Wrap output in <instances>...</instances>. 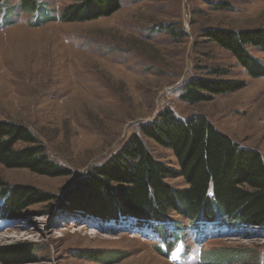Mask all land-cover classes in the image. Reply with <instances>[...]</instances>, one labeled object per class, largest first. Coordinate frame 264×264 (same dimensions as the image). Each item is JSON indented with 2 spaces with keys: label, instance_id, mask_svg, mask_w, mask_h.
Masks as SVG:
<instances>
[{
  "label": "rangeland",
  "instance_id": "rangeland-1",
  "mask_svg": "<svg viewBox=\"0 0 264 264\" xmlns=\"http://www.w3.org/2000/svg\"><path fill=\"white\" fill-rule=\"evenodd\" d=\"M77 1L35 0L37 10L29 12L21 0H0V121L25 126L49 159L69 171L48 177L0 165V179L8 185L57 197L26 206L21 217L1 218L0 248L34 250L31 262L10 264H172L157 247L156 232L140 236L130 216L116 228L65 208L77 201V183L163 109L182 121L204 116L232 142L257 151L264 163V76H250L228 51L203 37L207 29L264 28V0H121L107 17L64 22L63 8ZM248 50L263 66V52ZM200 78L245 86L188 104L181 98L184 88ZM140 138L156 160L176 167L171 150ZM166 182L173 189L186 187L180 177ZM167 218V241L178 230L184 246L176 252L181 264H198L203 252H219L217 264H264V229L243 226L224 238L194 242L188 218L173 211ZM88 252L101 263L83 259Z\"/></svg>",
  "mask_w": 264,
  "mask_h": 264
},
{
  "label": "trees",
  "instance_id": "trees-1",
  "mask_svg": "<svg viewBox=\"0 0 264 264\" xmlns=\"http://www.w3.org/2000/svg\"><path fill=\"white\" fill-rule=\"evenodd\" d=\"M120 1L78 0L63 8L61 19L71 22L104 18L119 8ZM20 5L29 12L38 7L35 0H21ZM40 16L45 19L42 12ZM203 37L228 51L250 76H264V65H260L248 50L251 47L264 54V28L207 29ZM244 86L243 82L235 80L191 79L181 98L188 104H196ZM138 134L140 136L132 135L127 145L105 165L93 168L88 178L77 183V201L69 200L65 212L77 211L82 217L101 223L118 222L124 216H132L142 225L154 222L163 227L169 211H173L192 224L200 218L220 217L239 227L264 229V163L257 151L232 142L202 115L182 121L169 109H163L154 123L140 125ZM141 135L171 150L176 167L156 160ZM18 142L25 146L16 148ZM0 165L6 169H26L40 176L69 174L67 169L49 159L42 144L25 126L5 121H0ZM179 177L186 185L182 189H173L166 182V179ZM112 183L119 186L115 191L108 188ZM54 199L57 197L34 187L12 186L0 179V218L21 217L26 206ZM157 231L162 235V228ZM33 251L25 245L0 248V262H31ZM88 253L82 258L101 263L94 259L93 253ZM246 256L244 253L240 257ZM221 257L219 252H210L206 259L217 264L213 260Z\"/></svg>",
  "mask_w": 264,
  "mask_h": 264
},
{
  "label": "bare ground",
  "instance_id": "bare-ground-1",
  "mask_svg": "<svg viewBox=\"0 0 264 264\" xmlns=\"http://www.w3.org/2000/svg\"><path fill=\"white\" fill-rule=\"evenodd\" d=\"M84 229V227H81L80 229H76V232L82 231Z\"/></svg>",
  "mask_w": 264,
  "mask_h": 264
}]
</instances>
